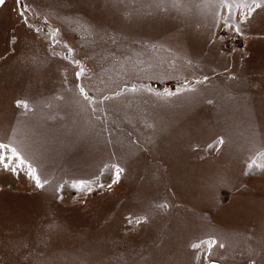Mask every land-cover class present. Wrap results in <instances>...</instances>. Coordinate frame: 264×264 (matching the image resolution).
I'll use <instances>...</instances> for the list:
<instances>
[{
    "label": "rangeland",
    "instance_id": "374dc122",
    "mask_svg": "<svg viewBox=\"0 0 264 264\" xmlns=\"http://www.w3.org/2000/svg\"><path fill=\"white\" fill-rule=\"evenodd\" d=\"M24 2L28 23L0 6V143L68 182L0 169V264H264V8L241 23L221 0ZM181 84L196 98L145 87ZM96 177L104 189L72 187ZM206 239L207 259L191 247Z\"/></svg>",
    "mask_w": 264,
    "mask_h": 264
},
{
    "label": "snow or ice",
    "instance_id": "6c2138e0",
    "mask_svg": "<svg viewBox=\"0 0 264 264\" xmlns=\"http://www.w3.org/2000/svg\"><path fill=\"white\" fill-rule=\"evenodd\" d=\"M6 0H0V6H3L5 4ZM221 3L226 8H231L232 4L235 3L236 7L241 9H246V12L243 13L244 19L241 21V23H246L248 19L252 16L254 12H256L257 9L264 8V0H239V2H236V0H232V2H229V0H221ZM175 6V5H173ZM155 7L161 8L163 7L162 3H156ZM16 9L18 12V15L21 17V19L25 20V23H28L27 21V13L30 11V5L24 2V0H16ZM229 29H233L234 33L236 35L242 34V29L240 25H236L233 28V25L227 24L226 25ZM37 32L41 31V29L37 28ZM56 32L58 33L59 30L57 29ZM51 39L55 41V43H59V41L56 38L55 34H51ZM67 48L68 53H71L73 50L65 45ZM64 59H68V57H64ZM73 65L78 66L79 70L75 72V79L77 81L76 87L79 90V94L83 97L85 101H88L90 105L93 104V97L89 96L88 92L86 91L83 84L80 83L82 77L85 74V68L81 65L79 60H72L70 61ZM207 77L205 76L203 80H196L195 84H203L207 81ZM147 91L150 93H153L158 97H171L173 95L181 96L184 94H188L185 98L186 99H195L198 95V90L195 87L189 86L187 84H181L178 89L175 91L169 90L165 88L163 91H157L152 89L150 86H145ZM132 92H136L137 88L135 85H133L130 89H125ZM122 90V91H125ZM121 93H117V95H120ZM112 97L105 96L100 100L98 103L103 105L105 101L111 100ZM208 103H211V100L208 101ZM17 107H22L25 110L28 109L29 105L25 101H17ZM93 113L97 112L98 109L93 107L92 108ZM106 116L107 113L105 112L104 116H97L96 119L100 121V123L103 125L106 123ZM104 131H107L106 128H101L99 133H96L97 136L101 135ZM111 143V141H109ZM219 143H223V140L221 139ZM106 170L111 174V182L107 184V187L111 189L115 184H117L120 179L121 175L124 172V169L120 167L119 164L113 163L110 165H105ZM0 169H3L5 171L11 172L12 174H15L19 176L21 173H23L28 179L34 182V186L38 190L45 189L46 186H52L54 191H58L59 189L63 188L65 184L68 181H64V183L57 182L56 184H52L50 179L48 177H44L42 179L41 175L38 174L37 168L33 166L32 163L28 161V159L21 154V151L18 150L17 146H13L11 143H0ZM93 185L97 189H104L105 185L103 182L99 180V177H96L95 179H77L72 183V187L74 189H77L79 191H87L91 193L93 191ZM160 207H167V205H160ZM131 223V221H129ZM137 224L141 223L140 219H137L135 221ZM205 246L207 249V255L206 259L211 256V251L214 247L217 245V241L215 239H206L201 240L199 242L193 243L191 247L193 249H199L201 246ZM219 247L223 248L224 245L220 244ZM215 264V262H213Z\"/></svg>",
    "mask_w": 264,
    "mask_h": 264
},
{
    "label": "water",
    "instance_id": "95a60500",
    "mask_svg": "<svg viewBox=\"0 0 264 264\" xmlns=\"http://www.w3.org/2000/svg\"><path fill=\"white\" fill-rule=\"evenodd\" d=\"M213 262H215V264H221L219 261L216 260H209L206 264H213Z\"/></svg>",
    "mask_w": 264,
    "mask_h": 264
}]
</instances>
